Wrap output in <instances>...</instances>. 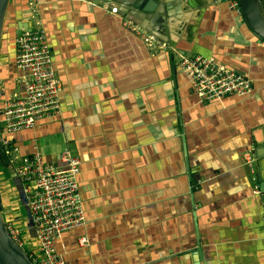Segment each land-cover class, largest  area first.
Masks as SVG:
<instances>
[{
	"label": "crops",
	"instance_id": "obj_1",
	"mask_svg": "<svg viewBox=\"0 0 264 264\" xmlns=\"http://www.w3.org/2000/svg\"><path fill=\"white\" fill-rule=\"evenodd\" d=\"M34 1L60 82L59 111L11 140L56 164L63 146L80 160L84 222L54 239L56 252L70 264H264V43L223 2L171 0L178 11L164 14L158 36L169 47L150 53L116 12ZM26 2L9 0L4 16V93L21 87L13 38L29 20ZM195 52L248 75L251 92L198 99L176 65ZM250 146L252 172L242 158ZM7 180L26 219L14 222L4 187L3 220L26 252L37 251L21 184L10 173Z\"/></svg>",
	"mask_w": 264,
	"mask_h": 264
},
{
	"label": "built area",
	"instance_id": "obj_2",
	"mask_svg": "<svg viewBox=\"0 0 264 264\" xmlns=\"http://www.w3.org/2000/svg\"><path fill=\"white\" fill-rule=\"evenodd\" d=\"M211 1L223 2L231 14L240 16L238 0ZM25 11L29 12V20L13 38V63L19 71L14 80L21 87L4 93L0 80L1 153L21 184L27 217L37 241V251L26 252L29 260L32 264H70L56 252L54 239L60 238L64 230L84 222L76 178L80 160L63 146L57 153L59 163L56 164L44 158L38 149L20 152L11 140L19 129L32 127L39 118L59 111L60 82L36 2L27 0ZM130 21H127L130 28L139 34L150 53L169 47L166 41ZM176 65L201 100L225 94L244 95L252 90L248 75L226 66L210 53L180 54ZM252 149L250 146L242 151L243 163L251 172ZM254 189L257 191L256 185ZM4 224L9 235L22 247L17 229L7 220ZM78 242L85 244L86 238L80 235Z\"/></svg>",
	"mask_w": 264,
	"mask_h": 264
},
{
	"label": "water",
	"instance_id": "obj_3",
	"mask_svg": "<svg viewBox=\"0 0 264 264\" xmlns=\"http://www.w3.org/2000/svg\"><path fill=\"white\" fill-rule=\"evenodd\" d=\"M90 2L130 19L157 37L165 29L164 14L178 11V5L171 0H76ZM9 0H0V40L4 16ZM177 3V2H176ZM240 17L245 27L258 41L264 43V0H238ZM144 25L146 27H144ZM26 26V23L23 25ZM21 27V24L19 25ZM1 92V91H0ZM2 147L0 145V152ZM5 168L10 176L15 177L9 162ZM261 185H264L261 184ZM262 197L264 188H262ZM264 207V204H263ZM197 258H200V247L195 248ZM0 264H32L24 249L9 235L1 215L0 199Z\"/></svg>",
	"mask_w": 264,
	"mask_h": 264
},
{
	"label": "rangeland",
	"instance_id": "obj_4",
	"mask_svg": "<svg viewBox=\"0 0 264 264\" xmlns=\"http://www.w3.org/2000/svg\"><path fill=\"white\" fill-rule=\"evenodd\" d=\"M2 29H3V25H2ZM1 34H2V32H1ZM6 180H7V170L5 169V167L2 164H0V193L2 194V192L6 189V187L9 189V191L7 192V193H9L7 200L9 202V206L11 208L13 216H18L17 219L14 220V222L15 223H22L26 219V217L22 215V210L19 207V205L21 203H20V200L18 198L16 184L14 182V185L9 186L10 184H13V181H11L9 183V181L7 180L9 184L4 185V184H7ZM4 187H5V189H4ZM0 196H2L5 199V196L3 194ZM4 199H3V201H4ZM24 251L26 252V249Z\"/></svg>",
	"mask_w": 264,
	"mask_h": 264
},
{
	"label": "trees",
	"instance_id": "obj_5",
	"mask_svg": "<svg viewBox=\"0 0 264 264\" xmlns=\"http://www.w3.org/2000/svg\"><path fill=\"white\" fill-rule=\"evenodd\" d=\"M5 158L4 156L2 155V153L0 152V164H2L4 167H5Z\"/></svg>",
	"mask_w": 264,
	"mask_h": 264
},
{
	"label": "flooded vegetation",
	"instance_id": "obj_6",
	"mask_svg": "<svg viewBox=\"0 0 264 264\" xmlns=\"http://www.w3.org/2000/svg\"><path fill=\"white\" fill-rule=\"evenodd\" d=\"M7 173L9 174V173H10V171H8V170H7ZM16 179H17V178H16ZM17 180H18V179H17Z\"/></svg>",
	"mask_w": 264,
	"mask_h": 264
}]
</instances>
